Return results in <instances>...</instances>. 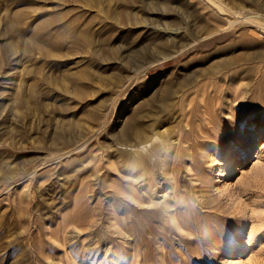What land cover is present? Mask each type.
I'll use <instances>...</instances> for the list:
<instances>
[{
  "label": "rangeland",
  "instance_id": "374dc122",
  "mask_svg": "<svg viewBox=\"0 0 264 264\" xmlns=\"http://www.w3.org/2000/svg\"><path fill=\"white\" fill-rule=\"evenodd\" d=\"M163 1L65 2L108 32L96 62L65 23L32 37L57 0H0V264H264V0ZM166 25L186 53L135 69Z\"/></svg>",
  "mask_w": 264,
  "mask_h": 264
},
{
  "label": "bare ground",
  "instance_id": "6f19581e",
  "mask_svg": "<svg viewBox=\"0 0 264 264\" xmlns=\"http://www.w3.org/2000/svg\"><path fill=\"white\" fill-rule=\"evenodd\" d=\"M58 2H56V7H57V9L58 10H54L53 11V13L51 12V13H49V18L48 19H45V20H43V21H41L40 23H39V25H38V27H37V30L36 31H34L33 33H32V37H34V38H37V39H39L40 41L42 40V41H46V42H48V48H46V50H44V51H47V52H50V51H52L53 49H61L62 48V44H64V42L65 41H68V39H69V36H68V34H67V32L66 31H63L62 32V24L63 23H65L64 25H65V28H67L68 30H70V33L72 34V36H73V39H71V41H72V45L74 46V48L75 49H77V50H79L80 48H82V47H84V46H87V47H89L90 49H92L93 50V56H94V58L92 59L93 61H96V62H98V61H103V57L101 56V53H100V51H101V49H103V48H101V47H104L105 46V43H106V40H108V32L105 34L104 33V31L102 30V29H94V28H92L90 25H87V28L84 30L83 28H81L82 27V24H79V25H72V27H69L67 24H66V22H61L60 20H62V18L63 17H61V16H63L62 14H60L58 11H59V9L64 5V3L66 2V3H68V2H71V1H75V4H76V0H57ZM84 1H89V0H84ZM143 1V0H142ZM163 1V0H162ZM203 1V0H202ZM213 3H216L214 0H211ZM187 2V1H186ZM204 2V1H203ZM73 3V2H72ZM147 3V2H146ZM150 3V2H149ZM148 3V4H149ZM164 5H165V9L163 8V5L162 4H160L162 7H152V9L154 8V13H160V11H164L166 14L167 13H170V10H169V8L167 7V1H163L162 2ZM86 4V3H85ZM147 4V5H148ZM170 4V3H169ZM172 4V3H171ZM178 4V3H177ZM180 4H181V2H180ZM188 4V3H187ZM220 4H221V2H220ZM223 4V3H222ZM87 5H88V3H87ZM195 5H197V4H195ZM198 5H199V3H198ZM224 5V4H223ZM151 6V5H150ZM157 6V5H156ZM187 6V5H186ZM188 6H189V4H188ZM67 7V6H66ZM129 7V6H128ZM149 7V6H148ZM177 7V6H176ZM185 7V6H184ZM196 7V6H195ZM208 8H212V7H214V5L213 4H211V5H209V6H207ZM130 8V7H129ZM193 8V7H192ZM62 10V9H61ZM130 9H126V11H129ZM199 10V9H198ZM229 10V9H228ZM159 11V12H158ZM181 11V10H180ZM179 11V12H180ZM191 11V10H190ZM212 11V10H211ZM201 12V11H200ZM214 12V11H213ZM230 12V11H229ZM121 13V12H120ZM123 13V12H122ZM127 13V12H126ZM207 13V12H206ZM209 13V12H208ZM211 13V12H210ZM232 13V12H231ZM72 14V13H71ZM128 14V13H127ZM181 16H182V18L183 17H185L184 15H186V14H184L183 12H180L179 13ZM12 15V14H11ZM22 15H24V12H19V13H17L16 15H15V17H14V21H15V23H17V24H20V23H22ZM125 15V14H124ZM131 15V14H130ZM193 15V14H192ZM210 15V14H209ZM126 16V15H125ZM128 16V15H127ZM132 16V15H131ZM187 16V15H186ZM207 16V15H206ZM222 16V15H221ZM177 17V16H176ZM195 17V16H194ZM223 17V16H222ZM111 18L114 20V24H117V23H119V15H118V12H117V10L115 9L114 11H112L111 12ZM125 18V17H124ZM124 18H123V20H124ZM127 18H129V17H127ZM151 18V17H150ZM156 18V17H155ZM186 18V17H185ZM203 18H205V17H203ZM219 18H220V15H219ZM228 18V17H227ZM76 19V23L78 24L79 23V19L78 18H75ZM179 19V18H178ZM13 20V19H12ZM185 20V19H184ZM190 20V19H189ZM189 20H188V22H189ZM193 20H195V19H193ZM208 20V19H207ZM210 20V19H209ZM208 20V21H209ZM219 20V19H218ZM232 20V19H231ZM230 20V18H229V21H231ZM122 21V20H121ZM137 21V20H136ZM148 21V20H147ZM169 21H171V19L169 20ZM127 22V21H126ZM160 22V21H159ZM188 22H187V24H188ZM191 22V21H190ZM218 22V21H217ZM228 22V21H227ZM233 22H235V21H233ZM148 23V22H147ZM150 23V22H149ZM162 23V22H161ZM165 24H166V22H165ZM164 24V25H165ZM229 24V23H228ZM228 24H226V25H228ZM232 24V23H231ZM235 24H236V22H235ZM194 25V24H193ZM225 25V26H226ZM17 26V25H16ZM59 26V27H58ZM155 26H156V24H155ZM158 26V25H157ZM198 26V25H197ZM220 26V25H219ZM224 26V27H225ZM229 26H231V25H229ZM151 27V26H150ZM200 27V26H199ZM228 27V26H227ZM59 29V30H57L58 32H59V36L56 34L55 35V33H54V31L56 30V29ZM102 28V27H101ZM187 28V27H186ZM201 28V27H200ZM215 28V27H214ZM33 29V28H32ZM193 29V28H192ZM230 29V28H229ZM232 29V28H231ZM15 30V29H14ZM34 30V29H33ZM67 30V31H68ZM153 32H154V34H155V37H154V39H152V38H150L149 40H148V43L147 44H145V42H144V45H143V49H142V53H137L135 56L134 55H131V56H134L135 58H131V59H129V60H132L131 61V65L132 66H134L135 67V69H137V70H139V69H142V70H144V71H148V69L149 68H151V67H153L154 65H156V63H159V62H164V61H166V60H168V59H171V58H174V57H176L177 55H180L179 57H182V55H184L186 52H185V49L189 46L190 47V45L192 44L191 42H189L188 40H186V41H188V42H186V41H180L179 40V44H178V38L181 36V29L180 28H178V27H173V26H171V25H166V26H159V28H153ZM208 28H207V31H206V33H208ZM249 30V29H248ZM213 31H214V29H213ZM226 31V30H225ZM18 32H19V30H18ZM23 32V31H22ZM192 32V31H191ZM217 32H218V30H217ZM220 32V31H219ZM224 32V31H223ZM77 34V35H75V34ZM210 34H211V32H209ZM208 33V34H209ZM216 33V32H215ZM254 33V32H253ZM212 34H214V33H212ZM216 34H218V33H216ZM246 35V34H245ZM55 36V37H54ZM184 36V35H183ZM203 36V33L202 34H200L199 33V36L198 37H202ZM206 36V35H205ZM248 36V35H247ZM253 36V35H252ZM210 37V36H209ZM99 38V41H101V42H98L97 43V39ZM202 38H204V37H202ZM239 38H241V37H239ZM148 39V38H147ZM206 39V38H205ZM248 40L250 39V38H247ZM197 40H199V39H197ZM242 40V39H241ZM255 40V39H254ZM191 41V40H190ZM202 41V40H201ZM246 41V40H245ZM245 41H244V43H245ZM238 42H241V41H238ZM191 43V44H190ZM243 43V42H242ZM247 43V42H246ZM196 45V44H195ZM237 46H238V44H237ZM251 46V45H250ZM106 47V46H105ZM169 47H172L171 49L169 48ZM218 47V46H217ZM241 47V46H240ZM244 47V46H243ZM253 47V46H252ZM107 48V47H106ZM238 48V47H237ZM226 49V48H225ZM76 50V51H77ZM104 50V49H103ZM102 50V51H103ZM186 50H188V49H186ZM211 50V49H210ZM54 51V50H53ZM218 51H219V49H218ZM104 52V51H103ZM229 52V51H228ZM227 52V53H228ZM216 53H218V52H216ZM135 54V53H134ZM142 54V55H141ZM212 54V53H211ZM211 54H209V55H211ZM254 54V53H253ZM107 55H109V54H107ZM107 55H106V57H107ZM237 55V54H236ZM245 55V54H244ZM104 56V55H103ZM238 56V55H237ZM237 56H235L236 58H237V61H238V57ZM256 56V55H255ZM105 57V56H104ZM105 57V58H106ZM130 57V56H129ZM248 57H249V55H248ZM110 57H108V59H109ZM140 58H142V60H144L142 63H139V59ZM252 58V57H251ZM183 59H185V58H183ZM182 59V60H183ZM207 59H208V57H207ZM234 59V58H233ZM233 59H228V61L227 62H225L226 63V65L228 66V64L229 63H231L232 62V60ZM253 59V58H252ZM110 60V59H109ZM199 60H201V59H199ZM240 60V59H239ZM226 61V60H225ZM236 61V60H235ZM247 61V60H246ZM202 62V61H201ZM234 62V61H233ZM232 62V63H233ZM183 63V62H182ZM235 63H238V62H235ZM241 62H239V64H240ZM192 65V64H191ZM186 66V65H185ZM230 66H231V64H230ZM224 67V66H223ZM233 67H234V65H233ZM238 66H236V68H235V74H236V70H238V68H237ZM133 68V67H132ZM183 68H185L184 70H186V71H189L190 69L188 68V66H186V67H183ZM203 70V69H202ZM139 71H141V70H139ZM142 72V71H141ZM140 72V73H141ZM192 72V71H191ZM203 72V71H202ZM207 72V71H206ZM136 73H138V71L136 72ZM184 73V72H183ZM205 73V72H204ZM240 73V72H239ZM238 73V74H239ZM206 74V73H205ZM238 74H237V76H238ZM189 75V74H188ZM188 75H186V76H188ZM197 75V74H196ZM190 76L191 77H193L194 75H193V73L192 74H190ZM199 76V75H198ZM236 76V75H235ZM203 77V76H202ZM234 77V76H233ZM182 78V77H181ZM196 78H198L199 79V77H197L196 76ZM236 78V77H235ZM193 79H195V78H193ZM186 80H188V78L187 79H184V80H181V81H183V82H181V83H184V82H186ZM197 80V79H196ZM189 82V81H188ZM191 82H192V80H191ZM190 83V82H189ZM180 84V83H179ZM191 84V83H190ZM214 84V83H213ZM215 87V86H214ZM216 87H217V85H216ZM209 89V88H208ZM211 90V89H210ZM215 90V89H214ZM219 89H217V91H218ZM203 91H205V88L203 89ZM207 91V90H206ZM216 91V90H215ZM214 91V92H215ZM216 91V92H217ZM204 93V92H203ZM206 93V92H205ZM209 94V93H208ZM208 94H207V96H208ZM204 95H206V94H204ZM214 95V94H213ZM212 95V96H213ZM212 96H210L211 98H212ZM205 96H203L202 98H204ZM209 97V98H210ZM214 97H215V95H214ZM208 98V97H207ZM206 98V99H207ZM214 99V98H213ZM216 99H217V96H216ZM205 100V99H204ZM212 100V99H211ZM210 100V101H211ZM215 100V99H214ZM213 101V100H212ZM217 101V100H216ZM207 103V102H206ZM191 102H190V106H191ZM198 104V103H197ZM204 104V103H203ZM208 104V103H207ZM214 104V103H213ZM213 104H210L209 103V105L211 106H213ZM188 105V104H187ZM196 105V104H195ZM208 105V106H209ZM200 106V105H199ZM210 106H209V108H210ZM194 107V106H193ZM197 107H198V105H197ZM204 107H206V105L204 106ZM203 107V109L204 110H206V108H207V110H211L210 112H211V114H212V109H209L208 107H206V108H204ZM216 107H217V105H216ZM185 108H187V107H185ZM190 108V107H189ZM189 108H187L186 110H189ZM201 108H202V106H201ZM200 108V109H201ZM215 108V107H214ZM181 109H183V108H181ZM195 109V108H194ZM193 109V110H194ZM185 110V111H186ZM193 110H191V111H193ZM167 111V110H166ZM172 111V110H171ZM171 111H170V113H171ZM181 111H183V110H181ZM216 111V110H215ZM215 111H213V113L215 112ZM190 112V111H189ZM195 112H196V110H195ZM199 111H197V113H198ZM208 111H206V113H207ZM191 113V112H190ZM196 113V114H197ZM204 113V112H203ZM203 113H199L200 115L201 114H203ZM172 114V113H171ZM184 114V113H183ZM185 114H187V113H185ZM193 114H194V112H193ZM192 114V115H193ZM205 114V113H204ZM208 114V113H207ZM210 114V115H211ZM215 114V113H214ZM206 115V114H205ZM199 116V115H198ZM204 116V115H203ZM212 116H213V114H212ZM186 117V116H185ZM196 117H197V115H196ZM204 117H206V116H204ZM186 118H188V116L186 117ZM198 118V117H197ZM207 118V117H206ZM213 118V117H212ZM196 119V118H195ZM209 118H207V120H208ZM234 119V118H233ZM248 119V118H247ZM246 119V120H247ZM189 120H190V118H189ZM192 121V120H191ZM238 121H239V119H238ZM241 121V120H240ZM209 122H210V120H209ZM234 122V125H236L235 127H237V122H236V120H234L233 121ZM211 123H212V121H211ZM210 123V124H211ZM209 124V125H210ZM203 126V125H202ZM212 127V126H211ZM212 128H214V127H212ZM189 131V130H188ZM189 134V133H188ZM132 136H133V138H135V140L136 139H138V140H144V139H146L147 138V133H146V129L145 128H138V129H136V130H134L133 131V133H132ZM187 135H185V138H184V140L185 141H188V139H187V137H186ZM183 139V138H182ZM124 140V139H123ZM125 140H127V139H125ZM189 142V141H188ZM174 147V146H173ZM175 149H176V147H175ZM175 152V151H174ZM138 154V153H137ZM172 154H173V152H172ZM140 155V154H139ZM137 155H135V157H136ZM173 157V156H172ZM147 158V157H146ZM142 159V157H140V160ZM140 160L139 159H134V164L137 166V165H139V163H140ZM147 160V159H146ZM148 161V160H147ZM146 161V162H147ZM141 162H142V160H141ZM143 162H144V160H143ZM142 162V163H143ZM150 163H151V161H149V165H150ZM145 164V162L143 163V165ZM146 164H148V163H146ZM143 165H142V167H143ZM146 166V165H145ZM152 166V165H151ZM150 166H148V168H149ZM151 168V167H150Z\"/></svg>",
  "mask_w": 264,
  "mask_h": 264
}]
</instances>
